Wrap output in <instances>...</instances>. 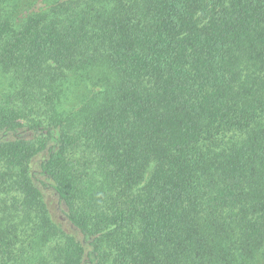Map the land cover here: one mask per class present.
<instances>
[{
  "label": "trees",
  "instance_id": "1",
  "mask_svg": "<svg viewBox=\"0 0 264 264\" xmlns=\"http://www.w3.org/2000/svg\"><path fill=\"white\" fill-rule=\"evenodd\" d=\"M0 264H264V0H0Z\"/></svg>",
  "mask_w": 264,
  "mask_h": 264
},
{
  "label": "rangeland",
  "instance_id": "2",
  "mask_svg": "<svg viewBox=\"0 0 264 264\" xmlns=\"http://www.w3.org/2000/svg\"><path fill=\"white\" fill-rule=\"evenodd\" d=\"M53 204L55 205L54 206V211L57 212L62 217V214H61V206L60 205H56L55 203H53Z\"/></svg>",
  "mask_w": 264,
  "mask_h": 264
}]
</instances>
